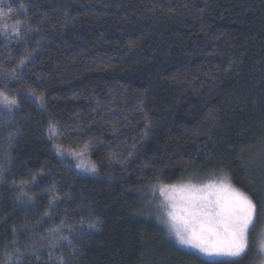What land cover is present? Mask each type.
Returning a JSON list of instances; mask_svg holds the SVG:
<instances>
[{
    "label": "trees",
    "instance_id": "obj_1",
    "mask_svg": "<svg viewBox=\"0 0 264 264\" xmlns=\"http://www.w3.org/2000/svg\"><path fill=\"white\" fill-rule=\"evenodd\" d=\"M7 17L0 264H259L264 0H8ZM210 173L257 205L240 257L179 247L147 198Z\"/></svg>",
    "mask_w": 264,
    "mask_h": 264
},
{
    "label": "snow or ice",
    "instance_id": "obj_2",
    "mask_svg": "<svg viewBox=\"0 0 264 264\" xmlns=\"http://www.w3.org/2000/svg\"><path fill=\"white\" fill-rule=\"evenodd\" d=\"M18 24H7L0 14V28L15 32ZM170 190L178 196L169 197L172 202L167 223L170 234L179 244L209 256L240 257L246 252L248 236L257 216V205L247 194L223 181L219 186L186 184L172 186ZM164 191L161 188V192ZM261 247L264 248V244Z\"/></svg>",
    "mask_w": 264,
    "mask_h": 264
},
{
    "label": "rangeland",
    "instance_id": "obj_3",
    "mask_svg": "<svg viewBox=\"0 0 264 264\" xmlns=\"http://www.w3.org/2000/svg\"><path fill=\"white\" fill-rule=\"evenodd\" d=\"M7 1L8 0H0V14H2L5 18V22L9 25L13 24L14 22L10 21L9 18L7 17ZM19 22L17 30L15 32L11 31V29L4 30L3 28H0V39L2 40H12L13 38L17 37L19 29L22 25L21 21H16ZM0 106L4 110H11V105L9 101H6L2 98H0ZM58 149V154L59 156L66 162L69 163L79 169L76 170L78 173L84 174V175H95L96 174V169L91 163L89 156L86 151H79V152H68L63 150L62 148H57ZM213 173V172H212ZM211 174V173H210ZM207 174L206 176H196L192 177L191 179L184 180L179 183H173V184H155L154 187L152 188L149 196L147 197L150 203L153 204L152 210L154 209L157 214V220L161 224L162 227L165 228L166 233L172 238V240L181 248L186 249L188 251H191L200 257L208 260H217V259H229V258H237L233 256H226V255H205L204 253H201L198 249L192 248L190 246L186 245H181L179 244L174 235L170 234L169 231V223L168 221V211L171 210L170 204L171 200L169 199L170 196L177 195L173 192H171L172 186L180 187L181 185H186V184H192L196 185L198 187H202L206 184L212 183L216 184L217 186L220 185V183L223 181L225 183H229L233 188H237L229 179L226 175L224 174H219V173H214V174ZM227 177V180H224V178ZM161 188H164L165 191L161 192ZM240 190V189H239ZM241 191V190H240ZM222 195H227V193H222ZM252 229L250 230L249 236H248V241L250 240V236L252 233ZM258 235V237H257ZM257 235L255 237L256 242H257V247H258V252L260 254V260L259 264H264V248L261 247L262 244H264V228L262 229L261 233L257 231Z\"/></svg>",
    "mask_w": 264,
    "mask_h": 264
}]
</instances>
